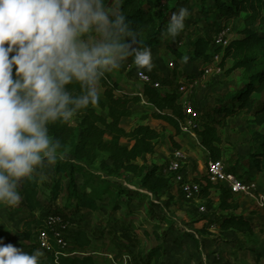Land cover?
Masks as SVG:
<instances>
[{
  "label": "trees",
  "instance_id": "1",
  "mask_svg": "<svg viewBox=\"0 0 264 264\" xmlns=\"http://www.w3.org/2000/svg\"><path fill=\"white\" fill-rule=\"evenodd\" d=\"M114 2L105 0L106 6ZM119 3L131 27L140 33L138 47L170 50L175 66L169 75L173 82L181 79L180 68L185 54L181 46L168 44L162 30L179 5L191 3L199 10L208 9L210 18L218 22L242 18L244 28L225 49L212 45L211 40L205 37L195 38L187 48L189 61L207 64L215 55L222 53L219 67L226 76L236 71L243 73L242 84L233 92L218 96L211 120L196 123L193 132L209 159L220 161L224 156L223 131L228 128L230 120L244 118L250 134L247 158L258 171H264V33L254 30L263 18L264 0H119ZM165 4L172 7L167 12ZM157 11L159 17L156 16ZM164 43L169 49H164ZM133 59L129 56L122 66L134 65ZM75 87L78 90V86ZM99 90L101 98L97 105L78 114L70 124L49 126L50 135L62 143L61 151L71 156V159L58 160L52 165L50 199L57 202L64 197L81 213L101 211L104 202H111L113 211L119 212L121 194L117 183L127 175L139 179L141 188L152 194L168 189L170 177L164 176L160 167L150 166L148 162L149 157L155 155L162 137V133L148 121L169 126L176 135H180L181 125L188 119L184 109L185 93L165 82L159 90L144 84L141 89L128 91L120 77L109 73L100 82ZM142 104L149 107V113L141 118L143 123L127 130L122 122L134 118V107ZM74 120L78 121L77 125ZM77 175L81 176L82 182L75 178ZM193 181L201 185V197L209 198L213 191L217 193L218 209L226 213L218 224L222 231L256 233L257 226L251 219L235 213L239 204L233 194L211 184L206 174L195 177ZM18 188L21 199L15 206L19 205V211L28 214L23 225L24 239L31 242L34 236L37 238L39 230L46 228L48 212L36 216L43 210L44 202L35 176L21 180ZM260 232L264 233L263 228ZM70 238L68 253L55 244L53 252H45L38 243H31L26 252L40 250L43 253L40 264H98L93 258V253H96L94 240L85 230L72 232ZM157 251L151 252L150 257L157 256Z\"/></svg>",
  "mask_w": 264,
  "mask_h": 264
},
{
  "label": "rangeland",
  "instance_id": "2",
  "mask_svg": "<svg viewBox=\"0 0 264 264\" xmlns=\"http://www.w3.org/2000/svg\"><path fill=\"white\" fill-rule=\"evenodd\" d=\"M181 6L187 7L191 15L185 20L184 30L175 39L167 38V42L172 47L182 43L181 49L184 51L185 57H187L188 46L197 37L210 39L212 45H215L218 32L223 24H228L231 30L228 35L230 41L237 38V32L244 28L242 18L231 19L223 23L211 19L208 9L199 10L191 3H183L179 5V7ZM171 8L169 4L164 5L166 12ZM156 16L159 17L158 11ZM254 30L258 33H264V15ZM163 47L167 49V43H164ZM151 52L153 67L150 70L145 69L162 80V83L176 86L178 89L180 87L178 80L174 83L169 76L175 69L174 62L170 58V50L169 53H166L163 49L154 48ZM205 66L201 62L189 61L188 57L181 64V79H184L186 83L185 78L188 76L191 83H195L192 89L186 91L184 95L185 99H188L187 101L193 105H196L195 95L203 88L209 93L211 102L215 103L218 96L227 95L242 84V71H236L231 76H226L223 70L218 73L214 69L211 75L203 77ZM138 70L140 69L134 64L127 67L121 66L120 69L110 74L114 77H120L123 87L131 91L141 89L144 85L137 78ZM209 104L212 105L213 103ZM149 111V107L143 104L134 107V118L125 119L122 126L127 130H131L143 123L141 118ZM207 115L200 114L197 123L205 119L211 120V118L204 119ZM148 122L162 133L155 155L150 156L148 159L150 166L157 165L163 172L173 151L177 149L175 145L177 144L187 157L184 165L186 179L190 177V180L193 181L197 172L200 173L199 176L206 174L210 159L207 151L200 144L199 138L196 137L197 135L192 136L189 132L185 133L186 136H182V133L176 135L175 131L169 126L153 120ZM74 124L77 125L78 121L74 120ZM247 126V122L242 117L230 121L228 128L222 133L225 153L222 161L231 169L238 170L243 176H250L253 181L257 182L259 187H264V171H258L247 158L250 140L249 127ZM251 127L256 128L255 126ZM176 139L181 140V143H178ZM65 159H71V156L65 155ZM187 172H190V175ZM33 176L38 179L42 190V201L44 202L43 210L39 211L36 216H42L45 212H48L47 216L49 214L59 216L62 219L59 229H62L68 242H71L70 234L72 232L85 230L94 240L95 247L93 250H96V253H93V258L98 264H169V256L174 254L175 251L182 261L187 258L191 260L190 263L206 264V259L203 256L206 246L203 241L207 240L210 235L215 236L209 238L214 246L216 240L222 239V237H218V234L223 233L217 227L226 213L219 211L217 193L214 191L209 198L201 197L200 203L196 204L185 200L181 196L178 187L172 183L168 189L152 194L141 188L139 179L127 175L117 183L121 194L119 198L121 209L119 212L115 213L113 211L111 202H104V209L101 211L81 213L76 210L73 203L68 204L64 197L57 202L51 201L49 188L53 178L52 165L38 169ZM75 178L79 182L83 181L79 175ZM18 191L20 192L19 188ZM235 199L240 207L235 213L251 219L257 229L255 234L229 231V234L235 236V240L238 239L239 241L229 242L228 244L232 245V243L237 242L239 251L246 250L248 253L261 254L264 250V233L260 232V228L264 230V208L259 206L260 201L257 200L256 196L236 195ZM201 206L206 208V212L199 211ZM18 208L19 205L7 206L0 204V238L3 239L5 244L12 243L14 246L23 248L26 251L31 243L37 244V238L34 236L31 242L24 239L23 225L28 214L19 211ZM219 219L220 221H218ZM200 221L205 222L207 229L206 227L196 229V232L201 236L198 237V240H195L192 237L195 233L193 229L195 224ZM186 237H189V240ZM174 244L177 247H174ZM156 249H158V255L150 257V253ZM192 250L196 253V257L191 254ZM198 254L201 255V262L197 260L199 258ZM251 256L248 259L242 257L240 261L244 264H254ZM259 262L258 260L257 264ZM262 263H264V260Z\"/></svg>",
  "mask_w": 264,
  "mask_h": 264
},
{
  "label": "clouds",
  "instance_id": "3",
  "mask_svg": "<svg viewBox=\"0 0 264 264\" xmlns=\"http://www.w3.org/2000/svg\"><path fill=\"white\" fill-rule=\"evenodd\" d=\"M190 15L179 7L162 35L175 39ZM139 38L119 0H0V204L17 205L21 180L65 159L50 125L97 105L100 82L129 56L153 67ZM42 255L0 238V264H40Z\"/></svg>",
  "mask_w": 264,
  "mask_h": 264
},
{
  "label": "built area",
  "instance_id": "4",
  "mask_svg": "<svg viewBox=\"0 0 264 264\" xmlns=\"http://www.w3.org/2000/svg\"><path fill=\"white\" fill-rule=\"evenodd\" d=\"M226 23V22H223ZM231 33V30L228 27V24H223L221 29L218 32L216 43L225 49L229 44L230 40L228 35ZM183 44L180 43L179 46ZM222 53H219L213 57V61L207 64L204 67L203 77H207L212 74L214 69L218 73L222 72L219 63L221 61ZM215 65V66H212ZM137 78L143 84L152 86L155 89H161L163 87L162 80L156 78V76L145 69H140L137 72ZM187 83V84H186ZM179 82L180 87L177 89L179 92H188L192 89L195 83L191 82ZM185 112L188 114V119L182 123L181 128L182 132L191 133L193 136V128L196 126V123L199 119L200 113L198 109L189 102L184 104ZM187 157L182 149H175L171 155L170 161L167 167L163 170V175L170 177L171 183L178 187L181 195L187 201L192 203L199 204L201 199V190L202 187L199 183L186 179V172L184 170V165L186 164ZM207 180L213 185H219L225 188L234 196H253L258 197L262 206H264V198L260 194V187L257 182L253 181L250 177L242 176L234 170H230L227 165L222 161H212L210 160L207 164L206 170ZM200 212H206L204 206L199 207ZM62 224V219L55 215L49 214L45 218V227L38 231L37 234V243L40 249L45 252H53L54 244L64 252L68 253L70 251V243L66 240L62 229H59ZM60 226V227H59ZM64 229V228H63Z\"/></svg>",
  "mask_w": 264,
  "mask_h": 264
},
{
  "label": "crops",
  "instance_id": "5",
  "mask_svg": "<svg viewBox=\"0 0 264 264\" xmlns=\"http://www.w3.org/2000/svg\"><path fill=\"white\" fill-rule=\"evenodd\" d=\"M166 53H169V52L166 50ZM185 79H186V81L188 83L191 82V80L188 78V76H186ZM181 81L184 82V79L178 80V83L181 82ZM185 98L186 97H184V102H188L187 101L188 99H185ZM195 99H196L195 100V103H196L197 106L195 104L194 105L198 109L199 113L202 114L203 116L206 115V114H208L207 115L208 117L205 116L204 119L205 118H212V116H213V106H214V102L213 101L211 102V99L209 98V93L207 91H205L204 88H203L200 92H198V94L195 95ZM189 101L192 102L191 100H189ZM209 103H213V104L210 105ZM207 121H210V120L209 119L201 120V122H207ZM186 135L187 134H185V132H182V136H186ZM194 135L196 136L195 133H194ZM196 137H198V136H196ZM176 141H178V143H181V140H179V139H176ZM248 152H249V149H248ZM223 158H224V156H223ZM228 168L230 170H233L230 167H228ZM234 171H236L238 174H240L238 172V170H234ZM187 174L190 175V172H187ZM199 174H198V172L195 173L194 178L195 177H198ZM240 175H242V174H240ZM248 177H250V176H248ZM188 179L190 180V177ZM260 194H262V196L264 198V187H262V186H260ZM257 200L260 201V199L258 197H257ZM258 204H259V206L261 208H264V206H262V203L261 202L258 203ZM198 220H200V218H198ZM218 221H220V219ZM204 227H206L204 221H200V222H198V223L195 224V228L193 229V231L195 233H194V235H192V237L195 240H198V237L201 236L200 234H198L196 232V229H200V228L202 229ZM217 228L223 234H220V235L218 234V237H222V239L221 240L220 239L216 240V243L214 242V246L212 245V241L209 238L215 237V236H211L210 235L207 238V240H205V238H203V240H205V241H203V242H205L204 245L206 246V248L204 249V253H203L204 259H206V262H205L206 264H227L228 262H229L228 264H230V263L231 264H244V263H242L240 261V258L243 257V258H247L248 259V258H250V255H252L251 256L252 257L251 260H252V262H254V264H257L258 260L260 261L259 264H264V263H262L263 260H264V250H263V252L261 254H259V253H256V254L255 253H248V251H246V250L245 251H239L238 248H237V246H238V243L237 242L236 243H232V245L228 244L229 242L239 241L238 239L235 240V236L229 234L230 233L229 231H235V230L222 231L219 227H217ZM206 229H207V227H206ZM186 238H187V240H189V237H186ZM206 244L207 245L209 244V245L207 246ZM209 246H210V248H209ZM174 247H177V246L174 244ZM191 247H193V246L191 245ZM191 254L196 257V253H194L193 250H192V253ZM193 258H192V260H194ZM169 259H170L169 260V264H195L194 262L193 263H190L191 260H188L187 258H185V260L182 261L180 258H178V254H177L176 251H175L174 254H172V255L169 256ZM197 260H199L201 262V255H199V258Z\"/></svg>",
  "mask_w": 264,
  "mask_h": 264
}]
</instances>
